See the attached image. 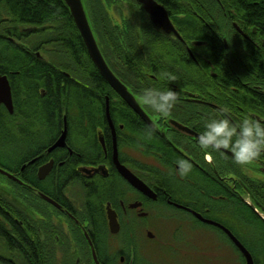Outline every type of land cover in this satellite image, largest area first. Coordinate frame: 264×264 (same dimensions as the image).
<instances>
[{"label":"flooded vegetation","instance_id":"1","mask_svg":"<svg viewBox=\"0 0 264 264\" xmlns=\"http://www.w3.org/2000/svg\"><path fill=\"white\" fill-rule=\"evenodd\" d=\"M82 2L107 65L152 125L101 75L65 0L55 1L53 36L47 35V25L2 17L0 76H7L11 91L21 69L26 75L35 69L9 65L16 53L42 62L39 67H47L42 75L54 79L55 89L63 80L59 88L67 84L70 97L47 117L43 103L36 108L30 99V80L25 93L19 92L25 100V112L19 107L25 114V159L12 171L15 159L0 157V167L22 181L0 173V264L184 263L187 255L178 251L197 230L216 233V264H247L231 236L202 218L227 228L253 264H264V152L238 165L230 149H203L198 137L171 123L200 134L214 118L227 116L237 124L245 117L264 120V25L250 21L235 0ZM154 2L182 39L155 26ZM195 24L198 39L181 33ZM192 60L210 67L213 84L191 79ZM92 68L106 83L103 105L94 104L99 90ZM36 87L40 97L47 96L43 83L32 82ZM82 88L89 104L82 103ZM147 88L176 91L166 117L143 102ZM13 96L12 91V113L0 103L8 115L15 112ZM5 149L13 157L12 148L0 144V151ZM179 159L191 164L184 176ZM121 165L150 192L133 185Z\"/></svg>","mask_w":264,"mask_h":264},{"label":"trees","instance_id":"2","mask_svg":"<svg viewBox=\"0 0 264 264\" xmlns=\"http://www.w3.org/2000/svg\"><path fill=\"white\" fill-rule=\"evenodd\" d=\"M55 1L56 0H0V19L2 17H10L16 23H25V25H36L38 27L42 25H47V35L53 36L55 33V24L57 11H55ZM238 4L237 7L247 14V18L252 22H257L264 25V0H235ZM193 27L189 30L183 29L181 33L184 36H189L190 39H198L200 35L199 24L192 25ZM75 29V28H74ZM78 39H80L79 34ZM177 42V41H175ZM214 45H217V40H212ZM178 43V42H177ZM180 46V45H179ZM182 48V45L180 46ZM213 50V49H212ZM213 54L214 50L211 51ZM12 59V58H11ZM34 65L35 69H30L29 74L26 75L25 69H21L22 64ZM13 68H19L23 71L21 76L12 83L13 97L15 101V112L13 115H8L6 111L0 110V144L8 145L12 148L13 157H15V163L10 165L12 171H17L18 165L25 159L23 156V148L25 147V114L20 112L19 107L23 108L25 112V100L21 99L19 94L20 91L25 93V81L30 80L29 91H32L30 99L35 102V107L38 108V101L43 103L45 115L51 117L53 114L59 112L65 105V101L70 97L69 92L67 93V84H64L63 88H59L63 80L58 82V88L55 89L54 79L51 80L50 77L43 76L42 73H46V68H40L39 66L43 63L39 60L31 57L21 58L18 54L14 53L13 60L10 61ZM9 64V65H10ZM205 63L200 61L196 63L193 60L190 63L189 71L190 76L193 81H207L208 84H213L215 78L210 75V67H204ZM206 66V65H205ZM203 67V68H201ZM41 73V74H40ZM93 73V83L97 85L99 90V95H95L94 104L103 105L104 97L102 96V91L106 85L105 81L100 77L96 68H92ZM53 78V72H50ZM26 77V80H25ZM32 82L43 83L44 87L47 89V96L42 98L39 95L38 87L32 89ZM213 82V83H212ZM61 89L60 93L58 92ZM83 89V88H82ZM34 90V92H33ZM25 95V94H24ZM23 95V96H24ZM84 103H90V96L85 89H83ZM97 96L100 97L97 99ZM25 98V97H24ZM20 99V103H19ZM66 99V100H65ZM86 103V104H87ZM93 108V107H91ZM12 119V125H8V119Z\"/></svg>","mask_w":264,"mask_h":264},{"label":"clouds","instance_id":"3","mask_svg":"<svg viewBox=\"0 0 264 264\" xmlns=\"http://www.w3.org/2000/svg\"><path fill=\"white\" fill-rule=\"evenodd\" d=\"M142 98L155 112L166 117L177 100V93L171 89L161 91L147 88ZM198 143L203 149H230L236 164L248 165L264 152V120L245 117L237 124L227 116L211 119L206 123L205 130L199 134ZM177 164L181 176L191 169V164L185 159L177 160Z\"/></svg>","mask_w":264,"mask_h":264},{"label":"water","instance_id":"4","mask_svg":"<svg viewBox=\"0 0 264 264\" xmlns=\"http://www.w3.org/2000/svg\"><path fill=\"white\" fill-rule=\"evenodd\" d=\"M70 12L71 16L74 19L75 25L85 43V46L87 48V51L93 60L94 64L97 66L99 69L101 75L106 79V81L139 113L141 116L149 123L152 125V121L150 118L146 115V113L140 108L139 105H137L133 95L130 93V91L127 89V87L119 80V78L112 72V70L109 68L107 65L100 48L97 44L92 26L89 22L88 16L85 11V7L83 5L82 0H65ZM155 6H152L151 9L153 10L152 14L154 17V24L155 26L162 30L165 33H173L175 34L178 38L182 39L180 34L177 32L171 21L169 20L168 16L166 14H162V8L157 6V4L154 2ZM154 7V8H153ZM160 17H164V20ZM157 18V20H155ZM198 43V42H196ZM0 103L4 104L8 111L12 113L14 111V105H13V99H12V91H11V86L9 83V80L6 75L0 76ZM171 123L181 130L184 133H187L189 135H193L198 137L199 134L188 128L187 126L172 120ZM224 151H227L226 149H222ZM120 169L122 170L123 174L131 181L133 185L136 187L142 189L144 192H150L149 188L147 187L144 182L136 178L131 172L125 168L124 166H120ZM0 173H3L7 175L8 177H11L18 182L22 183L20 179L15 177L12 173L8 172L4 168L0 167ZM195 213V212H194ZM197 214V213H196ZM200 216L199 214H197ZM201 217V216H200ZM203 221L211 223L215 226H218L222 229H224L235 241V243L240 247V249L243 251L245 256L248 258V263L247 264H253L251 255L248 253L246 248L231 234V232L219 224L218 222H215L210 219H205L202 218Z\"/></svg>","mask_w":264,"mask_h":264},{"label":"rangeland","instance_id":"5","mask_svg":"<svg viewBox=\"0 0 264 264\" xmlns=\"http://www.w3.org/2000/svg\"><path fill=\"white\" fill-rule=\"evenodd\" d=\"M7 52L2 53V57H5L8 55ZM10 55L12 53L10 52ZM9 55V57H10ZM11 58V57H10ZM9 60V64H10ZM13 66L12 64H10ZM14 67V66H13ZM13 126V125H12ZM3 152L0 151V157H4V159H10L11 161L15 159V157H12L10 155V152L5 150H2ZM189 237H187V248L181 246V244H175V246L180 245L181 248L178 251L179 255L184 256L187 255V259L184 263H182L181 260H177L178 264H216L215 259L213 258V254L216 253V248L214 247L215 241L217 240L216 238V233L213 234L211 232H203V230H197L193 231V233H189ZM180 239L181 237L176 236L175 239ZM189 240L192 241V243L189 242ZM142 246V245H140ZM170 247V246H169ZM187 251L186 253L183 251V249ZM166 254V253H162Z\"/></svg>","mask_w":264,"mask_h":264}]
</instances>
